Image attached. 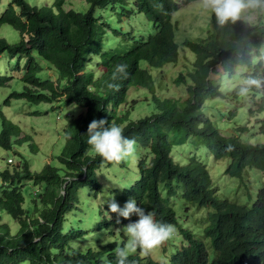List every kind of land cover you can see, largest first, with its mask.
<instances>
[{
    "label": "trees",
    "instance_id": "1",
    "mask_svg": "<svg viewBox=\"0 0 264 264\" xmlns=\"http://www.w3.org/2000/svg\"><path fill=\"white\" fill-rule=\"evenodd\" d=\"M9 1L0 6V30L9 26L20 42L0 37V57L17 58L25 89L5 105L12 99L59 101L85 113L66 125L63 152L41 172L21 154L18 164L10 159L0 171V211L19 224L14 233L0 223V264H117V250L128 243L124 228L137 217L117 224L107 203L123 206L130 198L181 237L157 246L163 249L158 261L151 250L137 248L125 264H264V0H243L262 13L257 25L239 17L220 25L210 10L206 37L180 43L175 16L201 0H83V11H67L70 0ZM187 58L175 84L187 88L188 98L159 97L165 68ZM248 78L260 79L261 86L241 96L238 82ZM8 80L2 78L0 87ZM142 94L151 96L140 104L150 112L132 116ZM208 102H216L211 116L220 121L208 117ZM255 114L252 131L244 125ZM0 115V146L11 151L28 143L20 127ZM93 119L119 126L135 141L134 155L115 162L95 154L87 143ZM191 142L229 162L224 179H241L242 202L220 190L198 156L184 165L175 160L174 149ZM174 199L188 216L193 207L204 211V224L187 226L171 206Z\"/></svg>",
    "mask_w": 264,
    "mask_h": 264
},
{
    "label": "rangeland",
    "instance_id": "2",
    "mask_svg": "<svg viewBox=\"0 0 264 264\" xmlns=\"http://www.w3.org/2000/svg\"><path fill=\"white\" fill-rule=\"evenodd\" d=\"M42 1L43 0H41V2ZM9 2V0H0V6L8 5ZM243 3L245 4V7L239 14L240 22L249 26L257 25L262 13L259 10L251 9L245 2ZM183 6V9H181L175 16L178 29L176 34L177 42L180 43L182 40L184 41L185 37L191 38V40L206 37L207 30L211 25L212 16L210 12L211 9L205 6V0ZM65 9L67 11H83L86 10V7L83 0H70L69 3H67V6H65ZM0 37H6V39L12 44L20 42L19 34L9 26H4L0 30ZM186 55L191 58L190 54L186 53ZM16 62L17 58L15 57H0V80L2 78L10 79L0 87V111L9 121L20 127L22 132L21 139H27L29 141L28 143H24L23 146L14 145L13 150L11 151H7L0 146V171L7 167L10 159L13 160V164L16 162L18 164L21 161L19 156V154H21L26 160H28L33 172H41L47 164L52 163L54 156H59L63 152L65 147V137L63 131L66 125L78 118L80 115L84 114L85 110L80 109L77 106H65L63 103H58L59 101L53 104H30L25 100L12 99L9 104L5 105V102L9 100L13 93H21L25 89V84L21 79L20 72L17 70ZM95 64L99 65L98 59L95 60ZM188 65L189 60L187 58L180 59L177 64L165 68L162 77L160 78V86L156 89L159 97L182 100H186L188 98L187 88L182 85L177 86L175 84V79L181 72L187 70L185 66ZM48 70L54 80L57 81V75H55V72L50 69ZM221 73L224 74V71ZM129 95H131V93H129ZM149 98H151L150 95L142 94L140 97L137 95V99L140 103L135 106L132 116L140 117L150 112V110H147L149 107L146 105H140L143 101H146ZM254 101L255 103L253 104V107H257L258 110V108H260L258 100L254 99ZM248 104H251V100L248 101ZM215 105L216 102H208L207 104L210 110L209 118H212V120L215 121H220L221 116H211V111ZM71 116H73V119L68 118ZM255 118H258V116L256 115V117H253L250 115L247 118L248 121H246L244 127L253 131L258 123V119L255 120ZM1 131L2 115H0V133ZM229 132L233 133L231 129ZM260 133L261 131L257 130L256 135L259 136ZM16 141L17 139L13 140V142ZM249 141L255 142L253 138ZM192 142L186 146L174 149L172 155L175 160L184 165L187 158L198 156L202 162L208 166L213 182L222 186L220 190L226 193L228 198L236 199L242 202L245 192V189L243 188L244 184L237 179L229 183H227L224 179V173L229 162L227 160L219 162L216 161L213 157L206 155L205 152L197 147H194ZM32 144H35V148H38L37 152L33 153L31 150ZM124 172L130 173L129 170ZM246 176L247 180H252L249 174L246 173ZM262 180L264 182V173L262 174ZM104 182L107 184L106 181ZM254 190L255 192L259 191V189L255 188ZM89 206H91V204ZM171 206L177 211L178 215L182 219L183 217L185 218V224L187 226L196 228L197 226H202L204 224L202 223L203 220L200 219V216L204 214V211L195 210L193 207L189 214L191 216H188V213H185L181 201L177 199L171 201ZM0 223H7L14 233L19 230V224L12 219V217L1 211ZM108 236L110 237L111 235H106L103 239L107 240ZM177 236H180V234L176 232L175 237ZM175 239L176 238H174L172 242ZM162 254L163 249L161 250V247H155L151 250V255L156 258V261L160 260L159 257H161Z\"/></svg>",
    "mask_w": 264,
    "mask_h": 264
},
{
    "label": "clouds",
    "instance_id": "3",
    "mask_svg": "<svg viewBox=\"0 0 264 264\" xmlns=\"http://www.w3.org/2000/svg\"><path fill=\"white\" fill-rule=\"evenodd\" d=\"M205 6L214 12L218 23L224 25L238 19L245 4L243 0H205ZM219 69L222 72L224 68L219 67ZM117 71H123V66H118ZM261 83L262 81L256 78L240 80L239 95H245L253 87L259 88ZM236 86L231 84V87ZM87 135V143L91 150L104 160L119 162L132 157L135 153V141L125 137L119 126L109 125L104 119H93L88 125ZM107 212L110 218H112L111 214H115L117 224L120 223V218L131 220V217H137L124 228L128 243L126 248L117 250V264H125L128 253L137 248L147 253L172 237H181V235L175 237L176 232L179 231H175L174 226L157 221L154 213L140 207L135 199L130 198L123 206L112 199L107 203Z\"/></svg>",
    "mask_w": 264,
    "mask_h": 264
},
{
    "label": "water",
    "instance_id": "4",
    "mask_svg": "<svg viewBox=\"0 0 264 264\" xmlns=\"http://www.w3.org/2000/svg\"><path fill=\"white\" fill-rule=\"evenodd\" d=\"M224 71V69H222Z\"/></svg>",
    "mask_w": 264,
    "mask_h": 264
}]
</instances>
